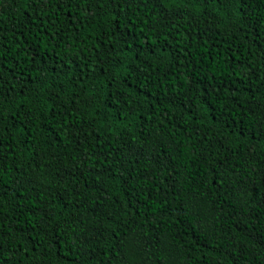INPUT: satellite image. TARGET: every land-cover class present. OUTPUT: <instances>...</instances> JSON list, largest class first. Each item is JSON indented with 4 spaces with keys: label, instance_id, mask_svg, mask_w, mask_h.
Wrapping results in <instances>:
<instances>
[{
    "label": "trees",
    "instance_id": "16d2710c",
    "mask_svg": "<svg viewBox=\"0 0 264 264\" xmlns=\"http://www.w3.org/2000/svg\"><path fill=\"white\" fill-rule=\"evenodd\" d=\"M0 264H264V0H0Z\"/></svg>",
    "mask_w": 264,
    "mask_h": 264
}]
</instances>
